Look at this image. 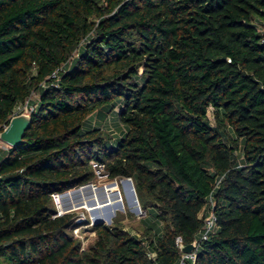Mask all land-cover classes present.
<instances>
[{
    "label": "trees",
    "instance_id": "1",
    "mask_svg": "<svg viewBox=\"0 0 264 264\" xmlns=\"http://www.w3.org/2000/svg\"><path fill=\"white\" fill-rule=\"evenodd\" d=\"M258 23L264 0H0V131L31 117L0 149V264H178L210 210L185 264H264ZM91 161L131 178L146 216L92 224L84 247L54 195L94 183Z\"/></svg>",
    "mask_w": 264,
    "mask_h": 264
},
{
    "label": "rangeland",
    "instance_id": "2",
    "mask_svg": "<svg viewBox=\"0 0 264 264\" xmlns=\"http://www.w3.org/2000/svg\"><path fill=\"white\" fill-rule=\"evenodd\" d=\"M257 26L261 27L259 23L257 24ZM24 108L25 104L19 105L15 108V112H21ZM29 109L30 108L27 107V110ZM118 109L119 107L116 108V112L114 111L110 114L105 123V128L109 130L113 135H118L119 128L120 130L122 128L117 119ZM209 112L211 113V110ZM123 180L124 178L110 180L108 177H102L97 178V180L93 183L98 187L105 186L108 189L115 188L118 192L117 199L106 205H99L95 199H90L85 203L76 204L74 208L62 211L59 208L56 195H54L57 214L73 211L77 213L78 217L76 222H78L80 225L73 229V235L80 238L84 247L95 237L94 232L91 230V225L93 224V219L96 213L100 218L103 219H105L107 215L111 214V221L114 218L122 217L126 221L125 228L132 230V232L138 233L137 227H140L139 219L146 216V212L140 206L138 210H135V208H137L139 204L134 203L131 188ZM119 203L121 204L120 206ZM150 210L151 212H154V208H150Z\"/></svg>",
    "mask_w": 264,
    "mask_h": 264
},
{
    "label": "water",
    "instance_id": "3",
    "mask_svg": "<svg viewBox=\"0 0 264 264\" xmlns=\"http://www.w3.org/2000/svg\"><path fill=\"white\" fill-rule=\"evenodd\" d=\"M30 124H31V117H30L29 110H24L19 114H15L11 116L8 124L5 125V127L0 131V141L10 147H15V146L20 145L23 142L24 132L28 129ZM123 181L126 182L131 188L133 201L134 203L138 204V200L135 194V190H134L131 178H124ZM59 194H62V193H59ZM120 205L121 204L119 203V206ZM138 209H139V205L137 208H135V210H138ZM98 223L110 224L111 214L107 215L106 218L103 219V218H100L98 214L96 213L93 219V224H98ZM193 247H194L193 242L187 245H182L180 251L189 253L192 251Z\"/></svg>",
    "mask_w": 264,
    "mask_h": 264
},
{
    "label": "bare ground",
    "instance_id": "4",
    "mask_svg": "<svg viewBox=\"0 0 264 264\" xmlns=\"http://www.w3.org/2000/svg\"><path fill=\"white\" fill-rule=\"evenodd\" d=\"M118 197L115 188H106L105 186H95L86 184L76 189L67 191L56 196L59 208L62 211L74 208L78 203H85L87 200L95 199L99 205H106L113 202Z\"/></svg>",
    "mask_w": 264,
    "mask_h": 264
},
{
    "label": "built area",
    "instance_id": "5",
    "mask_svg": "<svg viewBox=\"0 0 264 264\" xmlns=\"http://www.w3.org/2000/svg\"><path fill=\"white\" fill-rule=\"evenodd\" d=\"M259 29L264 31V27H261ZM261 42H264V37L261 38ZM24 110H27L26 104H25V108L22 111H24ZM19 113H21V112H17V113L15 112L14 115L19 114ZM91 166H92V169H93L97 178L107 177L103 163L98 162V161H91ZM88 184H93V183H88ZM79 187H81V186H79ZM55 195L57 196L59 194H55ZM208 205H210V208L213 205V197L211 196V194L208 196ZM203 221H204L203 229H202L201 233L199 234L198 239H195L193 241L194 247H193L192 251L189 253L180 251L181 253H180V258H179L178 264H185V262L188 260L193 262L195 260L197 250L199 248L200 241L205 240L209 234L216 231V229H217L216 218H215L214 213L211 210L206 214V216H204ZM175 242H176V244L180 250L181 246L183 245L181 238L176 237ZM149 255H150V257H154L155 254L153 252H151Z\"/></svg>",
    "mask_w": 264,
    "mask_h": 264
},
{
    "label": "crops",
    "instance_id": "6",
    "mask_svg": "<svg viewBox=\"0 0 264 264\" xmlns=\"http://www.w3.org/2000/svg\"><path fill=\"white\" fill-rule=\"evenodd\" d=\"M261 27H263V26H261ZM6 145L2 142L1 143V141H0V149H6Z\"/></svg>",
    "mask_w": 264,
    "mask_h": 264
}]
</instances>
